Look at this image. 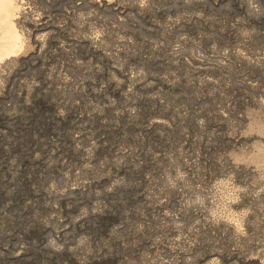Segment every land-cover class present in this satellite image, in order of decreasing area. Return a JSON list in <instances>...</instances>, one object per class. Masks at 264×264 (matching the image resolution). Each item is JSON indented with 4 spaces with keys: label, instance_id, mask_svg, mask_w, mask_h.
Segmentation results:
<instances>
[{
    "label": "rangeland",
    "instance_id": "374dc122",
    "mask_svg": "<svg viewBox=\"0 0 264 264\" xmlns=\"http://www.w3.org/2000/svg\"><path fill=\"white\" fill-rule=\"evenodd\" d=\"M18 5L0 264H264V0Z\"/></svg>",
    "mask_w": 264,
    "mask_h": 264
},
{
    "label": "bare ground",
    "instance_id": "6f19581e",
    "mask_svg": "<svg viewBox=\"0 0 264 264\" xmlns=\"http://www.w3.org/2000/svg\"><path fill=\"white\" fill-rule=\"evenodd\" d=\"M14 1L15 2L12 3L4 0L0 5V10H2L1 12L4 14H11L12 12V19L17 21V17L20 16H18V14L21 13L19 10L22 7L18 5L19 0ZM12 19H0V59L9 57L19 47L20 40L18 34L14 33L13 31L11 22Z\"/></svg>",
    "mask_w": 264,
    "mask_h": 264
}]
</instances>
